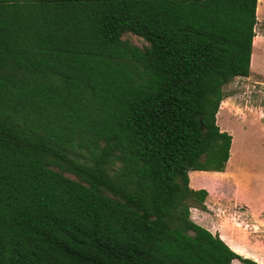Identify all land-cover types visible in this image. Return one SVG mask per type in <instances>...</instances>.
<instances>
[{"label": "trees", "instance_id": "obj_1", "mask_svg": "<svg viewBox=\"0 0 264 264\" xmlns=\"http://www.w3.org/2000/svg\"><path fill=\"white\" fill-rule=\"evenodd\" d=\"M256 7L0 0V264H259L191 220L188 177L229 161Z\"/></svg>", "mask_w": 264, "mask_h": 264}, {"label": "crops", "instance_id": "obj_2", "mask_svg": "<svg viewBox=\"0 0 264 264\" xmlns=\"http://www.w3.org/2000/svg\"><path fill=\"white\" fill-rule=\"evenodd\" d=\"M258 6L257 1L256 10ZM256 18L257 21L261 19L258 18V16H256ZM254 32H256L255 29ZM256 40H258L257 45L255 44ZM263 48V37L261 35L256 36L255 34L252 42L249 74L253 69L257 68L259 57L262 56L264 59V54L261 55ZM255 59L256 64L254 63ZM218 111L217 114L223 112L222 108ZM217 119L218 117L216 115V123ZM224 120V114L222 113V124L218 121V124L220 126L222 125V128L218 126L220 131L226 132L227 130L229 135H233L234 131L230 127V124L233 125V123H231L230 120H227L228 122ZM232 142L233 140H231V146ZM231 146L230 154H232ZM228 170L227 161L224 172H188L190 188L194 190L204 189L208 194L204 202L205 209H191V219L212 234H217L236 254L243 258L264 264V249H262L264 248V240H261V238L264 237V189H260L256 184H251L249 187H246L247 182L239 184V188L242 189L243 187L246 192L244 193V197L240 198L236 204L227 194L232 189L231 185L225 182H215L217 176H224ZM235 262H237V260H233L232 264Z\"/></svg>", "mask_w": 264, "mask_h": 264}, {"label": "rangeland", "instance_id": "obj_3", "mask_svg": "<svg viewBox=\"0 0 264 264\" xmlns=\"http://www.w3.org/2000/svg\"><path fill=\"white\" fill-rule=\"evenodd\" d=\"M257 1L259 8L260 3L259 0ZM257 11L258 9L256 16L261 19L257 21L255 34L256 36L261 35L264 41V19H262L264 18V6L262 13L259 14ZM123 39L137 46L146 44L142 39L131 34L124 35ZM255 44H258V40ZM263 54L264 48L261 55ZM254 63L256 64V59ZM223 93L224 99L219 107L223 112L217 114V125L222 128L218 121L222 124L223 113L224 121L230 120L233 123L230 127L234 134L231 135L233 142L232 154L228 161L229 170L224 176H217L215 182H225L231 185L232 189L227 194L237 204L246 192L242 185V189L239 188V184L247 182L246 187L256 184L260 189H264V59L262 56L259 57L257 68L253 69L248 77L235 78L223 87ZM261 240H264V237Z\"/></svg>", "mask_w": 264, "mask_h": 264}, {"label": "bare ground", "instance_id": "obj_4", "mask_svg": "<svg viewBox=\"0 0 264 264\" xmlns=\"http://www.w3.org/2000/svg\"><path fill=\"white\" fill-rule=\"evenodd\" d=\"M260 7L258 8V13H262V7L264 6V0H259Z\"/></svg>", "mask_w": 264, "mask_h": 264}]
</instances>
